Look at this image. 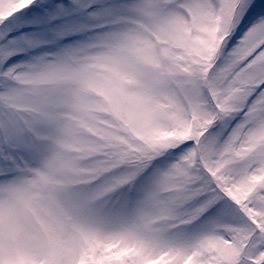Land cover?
I'll return each instance as SVG.
<instances>
[{"label":"snow or ice","instance_id":"1","mask_svg":"<svg viewBox=\"0 0 264 264\" xmlns=\"http://www.w3.org/2000/svg\"><path fill=\"white\" fill-rule=\"evenodd\" d=\"M101 40L79 76L117 121L87 150L104 159L81 167L67 133L44 236L0 206V264H264V0H0V183L48 149L44 85Z\"/></svg>","mask_w":264,"mask_h":264},{"label":"clouds","instance_id":"2","mask_svg":"<svg viewBox=\"0 0 264 264\" xmlns=\"http://www.w3.org/2000/svg\"><path fill=\"white\" fill-rule=\"evenodd\" d=\"M95 48L89 49L83 45V52L79 56L65 58L64 62L70 67L68 78L59 81L56 85L45 84L44 87H55L61 102L56 106V121L46 123L48 131V149L36 159L27 170L14 177L11 182L0 183V206L5 213L11 209L24 228L37 237H43V226L50 224L48 214L49 205L44 199L48 185L41 182V177L48 176L50 180L59 183L63 175L48 168V161L62 152L67 133L78 141L73 148H83L85 151H70L66 155L80 157L81 167L93 166L96 161L104 159L88 149L104 143L103 135L107 129L103 122L117 123L114 116L107 110L104 96L98 94L91 86L80 78L79 73L86 66L96 63L97 57L109 55L111 49L105 41H97ZM52 58L51 62H54ZM39 193L30 203L23 199L26 192Z\"/></svg>","mask_w":264,"mask_h":264},{"label":"rangeland","instance_id":"3","mask_svg":"<svg viewBox=\"0 0 264 264\" xmlns=\"http://www.w3.org/2000/svg\"><path fill=\"white\" fill-rule=\"evenodd\" d=\"M50 2L55 5V4H59V3H64V4H68L69 3V0H50ZM61 21L60 20H54L50 23H42L40 25V35L44 38H53L54 37V31H55V28H56V25L60 24ZM28 31H31L32 29H26ZM84 38V34H74V35H70V36H65L63 39H60L58 41V44H67V43H70L71 41H74V40H80V39H83ZM57 44H48V45H42L41 47H38V48H35L32 50V53H39V52H42L44 51L45 49H51V48H54L56 47ZM21 58H26L25 54H21Z\"/></svg>","mask_w":264,"mask_h":264}]
</instances>
